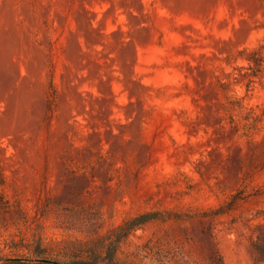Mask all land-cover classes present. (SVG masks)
I'll return each instance as SVG.
<instances>
[{
  "label": "rangeland",
  "instance_id": "1",
  "mask_svg": "<svg viewBox=\"0 0 264 264\" xmlns=\"http://www.w3.org/2000/svg\"><path fill=\"white\" fill-rule=\"evenodd\" d=\"M245 47L264 58V0H0V257L85 256L151 211L122 264H264Z\"/></svg>",
  "mask_w": 264,
  "mask_h": 264
},
{
  "label": "trees",
  "instance_id": "2",
  "mask_svg": "<svg viewBox=\"0 0 264 264\" xmlns=\"http://www.w3.org/2000/svg\"><path fill=\"white\" fill-rule=\"evenodd\" d=\"M240 54L248 60V65L240 66V76H234V78L237 82L245 80L246 86L249 88L251 82L254 81V77L258 76L259 71L262 69L264 58L257 48L245 47L241 49ZM250 111L254 112L252 114L253 121L244 123L245 130L242 133L244 135H249L251 127H255L256 121L259 119L254 108L250 107ZM246 118L249 120V117ZM233 129L237 132V124H233ZM241 198H244V195L241 194V190H238L233 194L232 202H236ZM152 218H154V215L151 211L142 212L131 220L110 229L108 233L99 236L88 247L85 256L73 255L67 258L51 256L50 251L43 245L42 239L39 238L35 245L29 247L30 251L27 255L6 258L0 257V264H122L117 258L121 241L137 226L142 225ZM257 227L264 232L263 224H258ZM253 244L257 253L255 257L256 262H264V233H262V236H258L253 241Z\"/></svg>",
  "mask_w": 264,
  "mask_h": 264
}]
</instances>
